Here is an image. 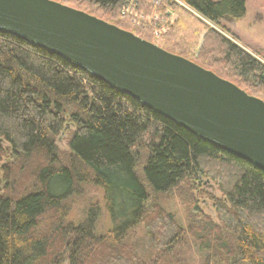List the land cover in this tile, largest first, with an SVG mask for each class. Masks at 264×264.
<instances>
[{
    "label": "trees",
    "instance_id": "obj_1",
    "mask_svg": "<svg viewBox=\"0 0 264 264\" xmlns=\"http://www.w3.org/2000/svg\"><path fill=\"white\" fill-rule=\"evenodd\" d=\"M49 1L150 43L153 28L172 16L161 6L173 9L174 23L154 43L264 102V67L171 0H138L136 20L156 19L132 30V17L121 15L127 0ZM177 1L216 27L245 14L243 0ZM183 20L189 25L177 34ZM67 127L68 154H61L56 139ZM202 179L220 199L200 190ZM87 188L100 201L73 221L68 203ZM197 197L211 203L215 220ZM172 200L185 227L165 209ZM102 212L107 228L100 233ZM139 225L146 247L128 244ZM188 238L202 264H264V172L0 33V264H187L179 250Z\"/></svg>",
    "mask_w": 264,
    "mask_h": 264
},
{
    "label": "water",
    "instance_id": "obj_2",
    "mask_svg": "<svg viewBox=\"0 0 264 264\" xmlns=\"http://www.w3.org/2000/svg\"><path fill=\"white\" fill-rule=\"evenodd\" d=\"M0 33L57 57L264 172V103L210 71L49 0H0Z\"/></svg>",
    "mask_w": 264,
    "mask_h": 264
},
{
    "label": "rangeland",
    "instance_id": "obj_3",
    "mask_svg": "<svg viewBox=\"0 0 264 264\" xmlns=\"http://www.w3.org/2000/svg\"><path fill=\"white\" fill-rule=\"evenodd\" d=\"M171 1L174 2L178 8L180 7L185 9L188 13L191 14V16H194V18L203 21L202 23H204L207 27L215 30L217 33H219L221 36L229 40L235 46L239 47L241 50H243L245 53H247L249 56H251L253 59H255L264 67V0H243L245 3L244 16L239 20L221 21L220 27H216L204 21L203 19L198 17L194 12H192L188 7L184 6L183 3L177 0H171ZM155 2L156 1H152V4H156ZM161 10L165 12L166 16L172 15L171 20L174 23L176 17L175 10L173 11V9H170L164 5L161 6ZM186 21L187 20H183L179 22V24L177 23L179 26L178 27L179 30L177 34L182 33V30L189 25L188 23H186ZM128 25L129 26H127L126 28L127 30L138 28L137 26L133 25L130 21ZM149 35L151 37L150 40L152 44L156 45L154 42L158 43L159 40L155 38L152 34ZM192 50L190 51V55L193 58H196L198 54L197 51L198 49L196 48V50L193 51ZM259 100L262 101L261 99ZM71 130H72L71 127L65 128V130L56 139V146L61 154H68L67 137L69 136V132ZM3 146L5 145L3 144ZM88 190L89 191L87 192V194L85 193L81 198H73L69 201L68 209H70L69 217L71 220L79 221L83 217V213L91 201H100L101 195L98 190H94V189L91 190L88 189ZM200 190L203 191L204 193L211 195L214 199L221 198V195L216 190L215 186L206 179L201 180ZM197 200H198V206L202 210V212L208 215L211 219L215 220V214L211 207V203L207 201V198L197 197ZM165 209L170 213H173L174 217L180 220L181 224L185 227L187 220L182 212L181 207L174 200L166 203ZM98 227L100 233H103V231L107 228V218L104 215V212H102V218H100ZM144 235H145L144 226L143 225L137 226L129 234L128 244L132 246L137 242H139L141 245L146 247L147 241ZM189 240H190L189 238L188 240H186L185 247L181 248L180 246H178L175 247L174 249L177 250L181 248L179 250L180 259L185 261L187 264H202L203 260L202 259L200 260V258L197 255H195L193 245L189 243Z\"/></svg>",
    "mask_w": 264,
    "mask_h": 264
},
{
    "label": "built area",
    "instance_id": "obj_4",
    "mask_svg": "<svg viewBox=\"0 0 264 264\" xmlns=\"http://www.w3.org/2000/svg\"><path fill=\"white\" fill-rule=\"evenodd\" d=\"M138 0H127L126 3H125V6L121 9V15L122 16H131L132 17V24L138 26L139 24H150V22L153 21V18L156 19V17H148V18H145L143 19V21H141L140 19L137 21L136 18H137V13H135V9H136V2ZM156 4H154L155 6L158 5L157 2H155ZM155 11H154V14L155 15ZM173 23V21L171 20V17L164 23H162L161 26L159 27H154L153 28V36L155 38H158L160 36H163L167 33V31L169 30V25H171Z\"/></svg>",
    "mask_w": 264,
    "mask_h": 264
}]
</instances>
